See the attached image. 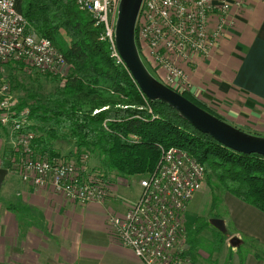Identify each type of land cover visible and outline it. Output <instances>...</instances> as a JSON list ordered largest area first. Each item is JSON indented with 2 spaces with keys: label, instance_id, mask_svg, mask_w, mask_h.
Returning <instances> with one entry per match:
<instances>
[{
  "label": "built area",
  "instance_id": "2783aa9c",
  "mask_svg": "<svg viewBox=\"0 0 264 264\" xmlns=\"http://www.w3.org/2000/svg\"><path fill=\"white\" fill-rule=\"evenodd\" d=\"M100 28L110 57L125 64L116 47L114 29L119 0H75ZM245 0H142L135 25L139 53L155 77L177 92L190 91L188 67L210 56L226 29L236 24V9ZM16 0H0V66L20 62L25 67L58 76L64 81L69 64L52 42L29 29L16 10ZM126 66V65H125ZM8 84L0 83V124L8 131L12 150L20 155L17 170L23 181L48 187L66 200L85 205L103 203L110 183L87 167L88 155L78 160L48 159L32 145L35 133L28 109L15 110ZM97 111V110H96ZM205 168L187 151H162L156 169L139 179L142 190L119 215L107 217L112 235L130 248L143 264H194L180 255L188 202L203 185Z\"/></svg>",
  "mask_w": 264,
  "mask_h": 264
},
{
  "label": "trees",
  "instance_id": "16d2710c",
  "mask_svg": "<svg viewBox=\"0 0 264 264\" xmlns=\"http://www.w3.org/2000/svg\"><path fill=\"white\" fill-rule=\"evenodd\" d=\"M15 7L29 29L48 38L69 64L63 83L45 73L53 88L16 100L15 110L28 109L31 123L25 129L35 133L32 145L37 153L48 159L76 160L86 154L97 161L94 168L100 179L111 183L134 175L146 177L156 169L164 149L178 147L204 165V180L215 200L217 188L264 212V155L233 150L197 130L168 104L149 100L125 64L110 57L108 44L99 39L100 28L75 0H16ZM8 63L30 69L20 62ZM191 90L180 93L222 119ZM0 129L8 134L1 124ZM58 142L70 145L64 156ZM14 155L5 146L1 168H12L18 159ZM213 218L219 215L213 212ZM215 228L222 235L215 239L210 255L220 253L227 238L225 229ZM202 230L195 223H184L187 246L182 256L197 259L192 248Z\"/></svg>",
  "mask_w": 264,
  "mask_h": 264
},
{
  "label": "crops",
  "instance_id": "0c3cea01",
  "mask_svg": "<svg viewBox=\"0 0 264 264\" xmlns=\"http://www.w3.org/2000/svg\"><path fill=\"white\" fill-rule=\"evenodd\" d=\"M235 11V26L226 29L210 56L188 67L191 93L226 122L260 135L247 126L264 114V0H245ZM3 130L0 162L9 144ZM17 164L6 169L0 186V264H143L108 226L109 213L121 215L135 202L116 193L119 179L110 183L104 203L80 205L22 181ZM198 193L188 202L186 223H192L188 213ZM221 195L214 212L224 231L239 240L229 264H264V212L230 193ZM242 246L248 250L241 252Z\"/></svg>",
  "mask_w": 264,
  "mask_h": 264
},
{
  "label": "water",
  "instance_id": "95a60500",
  "mask_svg": "<svg viewBox=\"0 0 264 264\" xmlns=\"http://www.w3.org/2000/svg\"><path fill=\"white\" fill-rule=\"evenodd\" d=\"M142 0H119L115 20L114 37L116 47L126 67L149 100H159L174 108L197 130L209 134L221 144L243 153L264 155V136L243 131L216 115L198 106L181 93L160 82L144 63L135 38V25ZM7 170L0 168V186ZM211 222L224 229L220 218ZM236 245L237 237L230 239Z\"/></svg>",
  "mask_w": 264,
  "mask_h": 264
},
{
  "label": "rangeland",
  "instance_id": "374dc122",
  "mask_svg": "<svg viewBox=\"0 0 264 264\" xmlns=\"http://www.w3.org/2000/svg\"><path fill=\"white\" fill-rule=\"evenodd\" d=\"M0 83H5L9 85L10 92L12 93V95L16 100L19 98H24L36 92L38 93L46 92L51 88H53L54 86L53 81L45 73L39 72L35 69H22L18 67H13V64H9L8 62L3 63L0 66ZM211 110L213 111V109ZM261 117L262 118L259 120V122L253 123L254 125L250 124V126H247L248 129H253L259 132L262 131L261 133H264V114L263 115L261 114ZM235 127L245 131L244 130L245 128L243 127L240 126H235ZM260 136H264V134H260ZM7 146L11 148L10 143L7 144ZM57 146L61 150V154L63 156L68 153V150L70 148L69 147L70 145L67 142H58ZM13 151L15 154L14 156L18 158L14 163H19L20 155L15 150ZM66 159L74 160V158H66ZM96 165H97V161L94 158L88 156L87 167L89 168V171L91 170L98 172L97 169L94 168L96 167ZM118 179H119L118 182L120 183L117 184L118 187H116L117 189L116 193H118L119 197H122L125 201L128 202L136 201L142 190L141 186L139 185L140 178L134 175L124 179L123 178H118ZM215 192H216L215 196H217L216 200L213 197V192L208 188L204 180L202 188L199 190L198 196L195 198L194 203L191 207L190 213H188V216H190V221H192V223L201 226L203 229L197 235L198 240H196V242L193 243L192 255H195V257L197 258L194 261L191 260V262H193L194 264H209V263L229 264L231 257L234 254L235 245L231 244L230 239L236 236L233 235L231 236V234L227 231L225 232L224 235V237L227 238L223 243V249L221 250V252L212 255L211 257H208V255H210L212 252V247L214 246L215 239L219 238L222 235L221 232L218 231L215 228V225L211 222L214 212V207L212 206V202L213 200H215L216 202L219 200L220 203V198L222 196L221 195L222 191H220L219 189L216 188ZM184 240H185V235L182 238L183 248H184ZM246 250L248 249L242 246L241 252ZM182 257L189 259L188 257L185 256Z\"/></svg>",
  "mask_w": 264,
  "mask_h": 264
}]
</instances>
